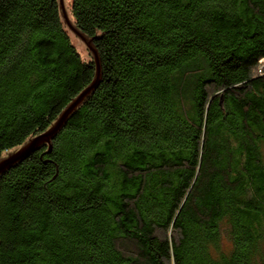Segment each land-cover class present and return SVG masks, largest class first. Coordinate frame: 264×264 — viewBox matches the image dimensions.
<instances>
[{"label":"trees","instance_id":"obj_1","mask_svg":"<svg viewBox=\"0 0 264 264\" xmlns=\"http://www.w3.org/2000/svg\"><path fill=\"white\" fill-rule=\"evenodd\" d=\"M71 13L100 77L0 174V264H264V0ZM75 40L55 0H0V155L91 80Z\"/></svg>","mask_w":264,"mask_h":264},{"label":"water","instance_id":"obj_2","mask_svg":"<svg viewBox=\"0 0 264 264\" xmlns=\"http://www.w3.org/2000/svg\"><path fill=\"white\" fill-rule=\"evenodd\" d=\"M72 0H55L58 22L60 25L77 38L82 45L91 53L94 60V71L91 80L80 89L52 119V121L37 135L28 134L22 143L12 147L8 152L0 155V174L9 166L17 163L23 156L35 149V147L46 143L50 149V138L60 129L68 115L76 109L90 94L100 77V62L97 51L92 45V39L102 35L105 31L94 28L93 35L84 34L76 25L75 18L71 13Z\"/></svg>","mask_w":264,"mask_h":264},{"label":"rangeland","instance_id":"obj_3","mask_svg":"<svg viewBox=\"0 0 264 264\" xmlns=\"http://www.w3.org/2000/svg\"><path fill=\"white\" fill-rule=\"evenodd\" d=\"M72 35V34H71ZM73 36V35H72ZM74 37V36H73ZM75 38V37H74ZM76 40V44L78 45V47L81 49V48H83L82 47V43L80 42V41H78V39L77 38H75Z\"/></svg>","mask_w":264,"mask_h":264}]
</instances>
